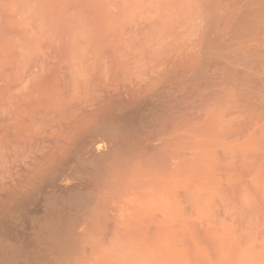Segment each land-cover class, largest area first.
<instances>
[{"label": "bare ground", "instance_id": "1", "mask_svg": "<svg viewBox=\"0 0 264 264\" xmlns=\"http://www.w3.org/2000/svg\"><path fill=\"white\" fill-rule=\"evenodd\" d=\"M0 264H264V0H0Z\"/></svg>", "mask_w": 264, "mask_h": 264}]
</instances>
